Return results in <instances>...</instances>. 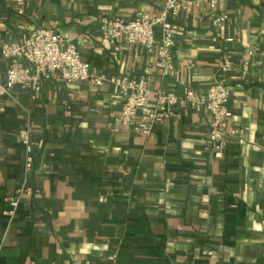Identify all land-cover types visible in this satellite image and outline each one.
I'll use <instances>...</instances> for the list:
<instances>
[{
  "label": "crops",
  "instance_id": "crops-1",
  "mask_svg": "<svg viewBox=\"0 0 264 264\" xmlns=\"http://www.w3.org/2000/svg\"><path fill=\"white\" fill-rule=\"evenodd\" d=\"M26 2L18 15L14 0H0V44L51 28L108 76L149 69L152 91L206 89L228 55L235 135L214 148L207 113L185 106L149 135L137 132L119 119L123 97L111 83L66 85L54 73L34 101L16 86L0 102V264H264V0H223L220 32L229 42L212 40L207 6L180 12L174 77H163L140 45L115 50L100 25L141 10L159 15L164 0ZM28 121L35 151L26 176ZM22 185L38 196L22 195L9 220Z\"/></svg>",
  "mask_w": 264,
  "mask_h": 264
},
{
  "label": "built area",
  "instance_id": "built-area-1",
  "mask_svg": "<svg viewBox=\"0 0 264 264\" xmlns=\"http://www.w3.org/2000/svg\"><path fill=\"white\" fill-rule=\"evenodd\" d=\"M222 2L223 0H164L159 15L141 10L129 19L102 18V36L115 50L122 43L144 47L155 57L154 65L160 69L161 75L174 77L172 47L174 36L182 29L177 23L180 12L190 13L194 8L207 6L215 22L216 32L212 40L220 38L229 42L232 39L223 38L220 32L227 19ZM27 6L26 0H14L18 15H23ZM248 54L252 55L253 52ZM0 56L7 60L6 70L0 71V102L3 98L11 97L16 86L27 92L31 100H36L49 76L57 73L66 85L90 82L100 87L105 83L113 84L123 97L119 119L142 134L149 135L155 125L180 117L177 108L185 106L207 113V138L214 148H222L223 137L235 135V129L229 125L232 118V110L229 107L230 89L224 76L233 69V62L226 54L220 57L218 76L212 85L200 90L187 87L182 95L170 89L152 91L149 69H144L138 78L122 74L108 76L82 58L72 38H66L51 28L37 27L20 41L1 43ZM152 93L155 101L150 104ZM21 145L24 151V174L28 176L33 169L35 151L29 121L22 132ZM24 194L38 196V191H33L25 185L18 187L10 199L9 209L4 212L9 220L14 217Z\"/></svg>",
  "mask_w": 264,
  "mask_h": 264
}]
</instances>
